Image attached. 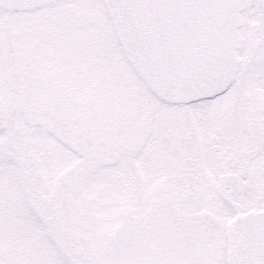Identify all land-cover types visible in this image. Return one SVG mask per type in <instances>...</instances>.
<instances>
[{"label":"snow or ice","instance_id":"snow-or-ice-1","mask_svg":"<svg viewBox=\"0 0 264 264\" xmlns=\"http://www.w3.org/2000/svg\"><path fill=\"white\" fill-rule=\"evenodd\" d=\"M0 264H264V0H0Z\"/></svg>","mask_w":264,"mask_h":264}]
</instances>
